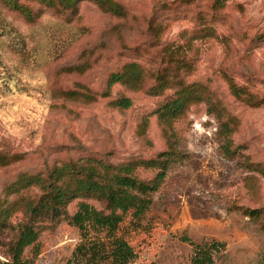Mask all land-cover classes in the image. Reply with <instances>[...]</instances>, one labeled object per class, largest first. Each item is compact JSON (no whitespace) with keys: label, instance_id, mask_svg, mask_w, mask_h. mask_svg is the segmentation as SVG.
<instances>
[{"label":"rangeland","instance_id":"obj_1","mask_svg":"<svg viewBox=\"0 0 264 264\" xmlns=\"http://www.w3.org/2000/svg\"><path fill=\"white\" fill-rule=\"evenodd\" d=\"M118 1L127 10L123 18L84 1L77 15L46 10L33 23L0 2L6 24L0 26V153L25 154L0 165V192L21 171L109 151L113 162L149 159L169 150L171 142L179 157L152 193L150 208L138 219L130 211L118 230L137 252L131 264H192L193 246L184 236L199 244L225 242L214 264H264L262 219L245 213L264 212V104L248 105L229 87L232 78L264 98V0H227L220 7L216 0ZM177 45H192L188 57L195 69L186 81L208 86L238 117L232 139L243 148L234 158L222 154L220 120L206 102L191 104L169 126L154 111L174 90L149 94L153 78L142 90L116 84L104 96L110 75L124 64L135 61L156 74L167 65L164 50ZM85 53V72L64 70L84 62ZM73 90L95 100L73 98ZM123 95L133 101L129 109L111 104ZM246 158L260 168L247 167ZM156 173L138 170L144 180ZM76 208L74 201L70 211ZM18 234L16 226L0 233V264L10 259ZM81 234L66 221L47 229L35 264H66Z\"/></svg>","mask_w":264,"mask_h":264},{"label":"trees","instance_id":"obj_2","mask_svg":"<svg viewBox=\"0 0 264 264\" xmlns=\"http://www.w3.org/2000/svg\"><path fill=\"white\" fill-rule=\"evenodd\" d=\"M84 1L93 2L102 11L119 18L127 15L126 7L118 0H0L4 6L18 12L31 23L39 20L46 10L77 15ZM226 1L216 0V4L224 6ZM0 26L6 28L1 18ZM191 50L192 45L165 49L167 65L156 74H149L138 62H127L110 75L104 96H110L116 84L142 90L147 79L153 78L154 84L147 91L149 94L158 96L168 89L174 90L173 95L154 111L160 121L169 126L182 117L191 104L206 102L209 112L220 120L221 152L234 158L243 148L235 146L232 139L240 121L208 86L186 81V77L195 69L194 59L188 57ZM85 56L84 62L64 70L85 72L90 67L86 53ZM229 87L233 95L248 105L264 104V98L256 99L232 78H229ZM69 92L73 98L95 100V96L90 93L78 90ZM111 104L120 109H129L133 101L123 95L112 100ZM146 130L145 121L139 132L143 135ZM179 153L180 150L170 142L169 150L149 159L133 158L113 162V152L109 151L106 154H89L54 162L36 171L19 172L13 180L4 184L0 192V233L15 226L19 231L17 239L9 247L10 259L5 264H35L41 234L63 221L82 229L80 241L66 264H131L137 258V252L124 236L118 234L120 225L130 211L137 219L145 215L152 204V193L160 189L170 163L178 159ZM24 155L1 152L0 165L7 166L21 161ZM244 162L251 169L260 168L259 163L250 159L246 158ZM140 168L155 169L157 173L152 179L144 180L138 175ZM74 201H77V208L72 212L70 205ZM245 213L261 218L264 228L262 209H246ZM181 239L193 246L192 264H214L215 254L226 248L223 241L211 240L199 244L187 236ZM29 247L32 249L27 253Z\"/></svg>","mask_w":264,"mask_h":264}]
</instances>
